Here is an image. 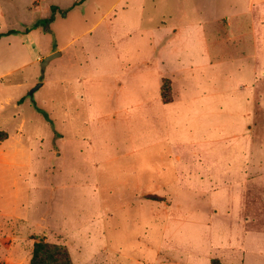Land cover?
<instances>
[{
    "label": "rangeland",
    "instance_id": "rangeland-1",
    "mask_svg": "<svg viewBox=\"0 0 264 264\" xmlns=\"http://www.w3.org/2000/svg\"><path fill=\"white\" fill-rule=\"evenodd\" d=\"M73 2L41 0L34 4L31 0H0V33L32 27L34 22L51 14V4L69 8ZM222 13L218 0H85L65 16L55 14L49 24L53 29L51 34L44 33L41 27L31 30L30 36L37 42V49H30L28 60L36 62L24 64L11 76H0V130L9 133V138L0 143V154L19 163L12 166L0 158L1 264H29L35 242L42 239L66 244L74 264L78 263L79 255L88 250L80 246L71 232L47 230L44 219L39 218L43 212L57 210L61 204L67 213L77 208L76 205L86 207L85 197L70 186L71 175L58 182L68 184V189L58 190L57 195L65 198L63 201L60 196L57 199L48 191L32 188L29 181L36 180V185L47 186L57 180L48 177V164L43 157H51L59 149L61 79L66 73L67 60L65 57L53 59L45 71L46 83L32 92L41 80L42 60H37V52L44 55L49 50H60L59 46L67 38L85 32L75 43L86 48L81 59L84 61L83 74L87 77L85 89H100L109 95L106 81H100L98 74L108 67L106 60H121L122 70L110 66L113 78L125 81L124 89L152 91L157 70H178L209 61L188 60L183 56L182 60L173 58L172 53L184 52L179 49L184 41H173L159 48L157 41L152 39L158 28L167 27L163 32L169 33L172 26H185L200 20L206 21L208 27L216 24L222 27L227 23L220 17ZM109 25L113 29L111 35L107 29ZM209 39L214 51L215 34H209ZM243 46L245 43H238V40L231 41L228 53L230 59L233 58H226L229 62L222 67L211 68V90L225 89L223 94L212 97L211 133L207 129V138L211 141L191 146L186 153L191 156L196 151L202 159L197 156L196 161H190L192 174L181 177L182 191L142 195L149 237L139 239L144 232L135 225H127L124 238H119V231L116 238L111 232L112 249L107 251L112 259H117L114 264H142L144 256L151 257L156 249H160L161 260L165 263L176 255L182 264H194L195 255L205 254L210 250V243L236 253L234 263L226 264H264V52L260 60H253L252 49L249 55L246 53L248 59L239 57L237 52ZM20 47L17 41L9 46L2 43L0 60L8 62L25 57H17ZM157 52L169 55L164 65L152 61ZM132 60L151 61L148 70H144L143 82L133 81L131 73L135 71H131L128 64ZM140 67L145 68L144 65ZM6 68L7 63L1 65L0 72ZM221 69L227 72V81L218 79ZM181 74L179 82L183 85L185 74ZM220 105L223 109L219 114L216 111ZM39 106L49 114L50 123L37 110ZM59 161L54 162L59 164ZM177 217L179 222L173 224L172 220ZM121 222L118 219L114 223L119 226ZM114 249L123 251L127 257H116Z\"/></svg>",
    "mask_w": 264,
    "mask_h": 264
},
{
    "label": "crops",
    "instance_id": "crops-1",
    "mask_svg": "<svg viewBox=\"0 0 264 264\" xmlns=\"http://www.w3.org/2000/svg\"><path fill=\"white\" fill-rule=\"evenodd\" d=\"M31 1L34 4L41 2V0ZM76 1L78 0H74L69 8L51 4V14L48 17L52 15V6L68 9L69 12L70 9L78 6L75 5ZM218 1L223 12L220 17L227 20L226 25L222 27L218 24L208 27L206 21L200 20L185 26L181 24L172 26L169 33L163 32V29L167 27L158 28L157 35L152 39L157 41L159 48L173 41H184L179 48L184 52L172 53L173 58L182 60L183 56L188 60L209 61L187 65L178 70H157L152 91L132 90V87L130 90L124 89L125 81H119L118 77L114 79L109 73L112 70L110 66L116 67V70H122L121 60H106L105 65L108 67L98 74L100 81L103 79L106 81L109 95L100 89L88 91L84 86V80L87 77L83 74L84 61L81 60L86 48L82 44L75 45L76 39L82 37L81 35L85 32L67 38L59 46L60 50L57 51L62 52L60 57L67 59L66 73L61 79L62 119L59 127L60 137L57 140L59 149L51 157L47 155L43 157L48 164V177H55L57 180L51 181V184L47 186L40 183L36 185V180L29 179V181L32 183V188L48 191L52 197L58 199L60 196L59 199L62 200L65 198L62 194L57 195L58 190L59 188L68 189V184L58 182L62 177L68 179L71 175L70 186L75 188V192L85 197L86 207L76 205L77 208H72V212L67 213L64 204H61L59 210L43 212L39 217L44 219V227L47 230L71 232L80 246L90 250L81 253L76 264L117 262V259L116 261L112 259L107 251L112 249L111 232L115 238L118 231L119 238L125 237L127 225L140 226L141 232L144 233L139 236V239L149 237L146 203L142 195L182 191L181 177L192 174L190 161H196L197 156L199 160L202 159L196 151L191 156H187V151L191 146L205 145L211 141L207 138V129L211 133L214 112L212 97L223 94L225 90L223 88L211 90L213 80L211 68L222 67L233 58L230 59L228 53L229 45L231 41L237 40L238 43H245L244 48L237 52V56L248 59V56L245 57L246 53L249 55L252 49L253 60H260L264 52V0ZM57 14L61 13L57 12ZM39 27L46 34H51L53 30L51 28V31L47 32L43 26ZM27 28L15 29L18 32L3 34L0 37V45L6 42L9 46L17 41L21 46V53L17 57L25 56L17 60H7L8 62L0 60V66L8 64V68L0 72L2 78L13 75L26 64L36 62L28 60L29 51L31 48L37 49V42L31 39V30L26 31ZM107 29L111 35L112 26L109 25ZM209 34H215L217 44L214 51L210 46ZM185 41L188 42L187 45ZM183 44L185 45L182 46ZM53 52H56V49L49 50L44 55L41 54L42 52H37V60H44ZM159 52L155 53L152 61L164 65V60L170 57L168 54L161 55ZM128 64L130 70L135 71L131 73L133 81L143 82L144 70H148L152 63L150 60H132ZM141 65L145 68H141ZM181 73L185 74L183 85L179 82ZM163 76L172 77L174 99L170 103H164L161 97ZM227 78V72L224 73L221 69L218 79L227 81ZM45 83L46 81L42 79V85L39 88ZM11 86L14 87L13 84ZM16 106L18 107V104ZM222 109L220 105L216 112L220 114ZM46 121L51 122L47 119ZM42 155L41 153L40 158ZM0 158L12 166L19 165L16 160H9L5 156L2 157V154ZM55 160H60L59 164H55ZM29 176H32L31 171ZM131 211H133L131 214L133 217L130 215ZM116 218L119 222L122 220L118 227L114 223L118 220ZM177 222H179L178 217L172 220L173 224ZM143 224H145L144 228ZM161 230H163L162 227ZM209 248L210 250L205 254L195 255L194 264L198 262L211 264L213 258H218L222 264L234 263L236 253L233 250L222 248V246L217 247L211 243ZM146 249L149 254V247L146 246ZM114 251L116 257H127L123 251L118 249ZM168 253L175 255L172 251ZM175 256L172 257V261L165 263L161 260L160 249H156L151 257L144 256L141 263L182 264Z\"/></svg>",
    "mask_w": 264,
    "mask_h": 264
},
{
    "label": "trees",
    "instance_id": "trees-1",
    "mask_svg": "<svg viewBox=\"0 0 264 264\" xmlns=\"http://www.w3.org/2000/svg\"><path fill=\"white\" fill-rule=\"evenodd\" d=\"M84 0H78L75 5H80ZM60 12L66 15L68 9H60L58 6H52V15L48 18L42 19L32 25V27L27 28L26 31H30L39 26H43L44 30L47 32L51 31L49 24L54 20L55 14ZM18 32L15 29H11L6 33H0V37L3 34H11ZM161 97L164 103H170L173 101V89H172V79L168 76H163L161 80ZM23 100V98H21ZM37 109L46 117L47 120L51 121V118L47 112L42 108L37 107ZM9 137V133L5 130H0V142L6 140ZM1 264V263H0ZM29 264H74L71 252L66 244L49 242L45 240H40L35 242L32 257ZM211 264H222L218 258H213Z\"/></svg>",
    "mask_w": 264,
    "mask_h": 264
},
{
    "label": "water",
    "instance_id": "water-1",
    "mask_svg": "<svg viewBox=\"0 0 264 264\" xmlns=\"http://www.w3.org/2000/svg\"><path fill=\"white\" fill-rule=\"evenodd\" d=\"M62 54L61 51H56V52H53L49 55H47L44 60H42L41 62V80L40 82L33 88V91L32 92H35L41 85H42V79L44 78L45 76V71H46V68L47 66L50 64V62L53 60V59H56L58 57H60Z\"/></svg>",
    "mask_w": 264,
    "mask_h": 264
}]
</instances>
